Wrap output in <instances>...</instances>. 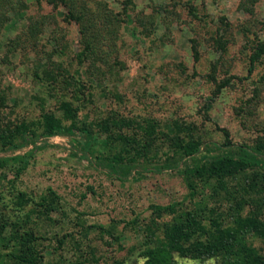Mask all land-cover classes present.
<instances>
[{
    "label": "rangeland",
    "instance_id": "1",
    "mask_svg": "<svg viewBox=\"0 0 264 264\" xmlns=\"http://www.w3.org/2000/svg\"><path fill=\"white\" fill-rule=\"evenodd\" d=\"M263 45L264 0H0V134L68 101L80 108V120L176 122L180 138L210 147L182 158L155 129L150 136L113 130L150 149L147 158L124 165L131 174L120 182L93 165L94 157L118 152L119 141L95 135L86 161L72 137L17 138L15 150L0 149V264H15L14 223H31L45 264H139L152 234L160 235L152 220L171 222L188 208L206 224L210 209L225 222L229 197L213 196L207 183L189 198L182 175L224 150L215 125L235 146L264 142V52L254 59ZM23 159L28 165L17 177ZM245 173L229 179L232 191ZM47 189L58 208L51 219L33 222ZM19 193L31 203L17 207ZM153 205L177 212L156 219ZM88 226L103 231L82 229ZM253 245L264 256V241ZM228 256H174L172 264H220Z\"/></svg>",
    "mask_w": 264,
    "mask_h": 264
},
{
    "label": "trees",
    "instance_id": "2",
    "mask_svg": "<svg viewBox=\"0 0 264 264\" xmlns=\"http://www.w3.org/2000/svg\"><path fill=\"white\" fill-rule=\"evenodd\" d=\"M264 52V45L256 51L254 59ZM78 63L82 64L84 53H76ZM80 108L71 102L64 101L56 112L42 115L36 121L22 122L12 131L0 134V149L15 150L17 138L24 139L27 136L35 138L39 133L41 137L54 136L72 137L78 144L80 158L89 161V156L94 150L95 135H103L110 140L119 141L121 149L116 152H107L93 159L94 167L115 176L120 182L128 180L131 169L124 165L134 163L148 157L149 148L124 135L113 136V130L139 129L146 136L157 133L163 135L182 158L196 155L202 148V144L192 139L185 140L178 134L181 125L176 122L166 123L163 126L146 122L144 125L133 119H125L114 116L91 121L88 116L79 119ZM222 134L223 143L218 146L224 149L221 154L198 162L183 171L182 181L188 191V197L193 198L197 193L199 184H212V195L225 194L229 197L227 220L216 214L214 209L208 210L207 222L197 212L184 209L182 213L171 222L156 223L152 225L160 235L152 234L150 245H146L140 252L142 262L139 264H172L174 256L198 259L215 252L229 251V256L220 264H264V256L253 245V240L264 241V142L259 141L252 146H235L226 129L215 125ZM206 152L210 147L203 146ZM22 166L15 169V176H20L26 169V159L21 161ZM160 169H155L159 173ZM245 173L238 189L232 191L228 184L229 179L240 173ZM5 175H1L4 178ZM89 190L92 189L89 187ZM84 198V196H83ZM31 198L24 193H19L16 206L23 208L31 203ZM37 209L33 212L35 221L51 219V214L58 207V197L54 191L47 189L37 202ZM153 218L163 215H172L177 212L174 205H153L150 207ZM246 209L244 212L243 210ZM31 224V223H30ZM30 224H12L11 230L18 240L20 249L18 254L11 256L15 264H45L42 250L40 249V237L30 228ZM35 224V223H33ZM83 230H101L96 226H88ZM69 235L57 239V248L60 250L65 239ZM54 264H63L56 262ZM112 264H123L115 261Z\"/></svg>",
    "mask_w": 264,
    "mask_h": 264
}]
</instances>
